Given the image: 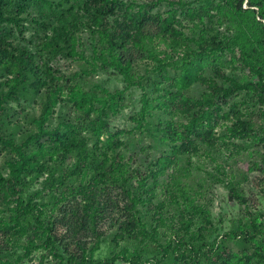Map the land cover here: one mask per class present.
<instances>
[{
    "label": "rangeland",
    "instance_id": "1",
    "mask_svg": "<svg viewBox=\"0 0 264 264\" xmlns=\"http://www.w3.org/2000/svg\"><path fill=\"white\" fill-rule=\"evenodd\" d=\"M50 1L58 17L105 13L104 22L113 17L108 9L118 6L145 36L131 46L137 62L122 72L108 60L106 38L97 33L94 42L87 24L53 41L51 19L47 27L35 21L50 17L44 14L48 5L32 3L23 33L4 26L0 50L8 57L12 48H24L28 59L21 70L12 63L0 70V173L8 176L16 157L7 144L30 153L25 145L38 131V119L47 116L46 125L70 123L90 148L110 139L126 154L128 180L102 177L96 183L91 176L65 174L75 156L64 164L56 155L39 156L22 174V196L30 206L25 221H11L17 199L0 187V264H264V101L254 92L264 77V0H242L241 8V0ZM201 38L220 45L209 48L203 61L193 52ZM186 68L193 72L189 78L180 75ZM217 68L232 83L215 81L233 89L213 113L211 131L202 117L193 139L210 137L218 144L200 141L189 165L184 129ZM95 118L112 134L95 135ZM238 119L250 123L248 134L228 132ZM104 157L102 175L109 162ZM157 168L159 174L142 180ZM144 191L150 199L140 198ZM48 226L53 246L46 245ZM216 253L219 260L212 262L209 255Z\"/></svg>",
    "mask_w": 264,
    "mask_h": 264
},
{
    "label": "trees",
    "instance_id": "2",
    "mask_svg": "<svg viewBox=\"0 0 264 264\" xmlns=\"http://www.w3.org/2000/svg\"><path fill=\"white\" fill-rule=\"evenodd\" d=\"M32 3L42 4L43 6H50L49 9L44 11V14L46 16H50L49 18L47 17L48 20L44 19L43 15L41 14L42 17L40 19H35V21L38 27H47L48 21L49 19H51L50 24H52V27L50 29H52L51 32L53 41L57 42L59 40V37H61L64 32H69L72 29H78L81 24H87L91 34L90 37L93 41V37L97 33L100 34V37H104L108 41L109 44L107 43V49H110L108 60L110 62H114L116 70L122 72L129 71L132 68L133 64L137 62V60L134 59L133 55L130 53L131 46L133 42H136L135 45L140 44L143 41L145 34L142 30H135L131 27V25H129V20L125 15L128 10L122 12L118 6H113L108 9V12L111 13L108 14L109 17H111L112 15L113 17L108 19L109 22H104L105 16L103 15L105 13H102L100 15H92V17L90 18L84 19H75L74 17H67L65 15H61L60 17H58L59 14L57 11H55L56 9L52 7V2L50 0H0V34L4 26L7 25H11L14 29L23 33L27 28L25 24L31 18L30 13H28L27 16L25 15L27 14L28 9L31 7ZM238 4V6L241 8L242 0L239 1ZM55 17L58 18L56 19V21H53L52 18ZM67 22L70 23L68 24ZM98 22L102 24V26H98ZM260 38L264 40V29L262 33H260ZM96 40L98 41V38ZM100 43L101 42L98 41V44ZM110 45L116 46V53L113 52L114 48H111ZM49 46L54 47L53 43H51ZM219 47L220 45H218V43H216L214 39L208 40L206 38H201L197 41L196 48L193 52H197L196 55L201 56L200 61H203V55L207 53L209 48H211L212 52H214ZM27 54L28 53L26 49L14 47L9 52V56L7 57L5 56V53L0 50V62H3L0 70L9 69L11 63L14 66H17L19 70H21L26 63V60L28 59ZM189 58H186V60H188ZM189 61H191V59ZM194 62L197 63L198 61ZM213 72L214 75L209 78L208 82L210 88L209 91H206L202 99L197 101L200 105V108L195 113L190 115L191 119L188 120L189 125L184 129V134H187L186 141L188 144L186 145V147L188 152L190 153V155L186 157L189 165H193L194 162L192 156L195 153H198V148L202 147L200 141H202L203 143H207L209 147H214L218 144L216 140L210 137L204 138L203 136H201L199 137L200 141L198 142L193 139L194 135H199L198 126H200V124L197 122L198 119L202 117L205 118L208 121L207 125H209V131H211L213 113H216V110L223 104H225L228 92L233 89V85H230V87L227 88L224 82L219 84L215 81L218 78H224L226 81L228 80L230 83H232V81H230L231 79H229L224 73H222L220 68H217L216 70L214 69ZM182 74H185L184 78H189L193 75V72L191 69L186 68L185 72H182L180 75ZM260 78L261 79H259V83L254 86V92L261 101H264V77L262 76ZM16 89V85L13 86L11 88L10 94H15ZM218 97L223 98L222 100L224 101H222L221 103H217L216 100ZM146 107L147 106L145 105L144 109L141 111V116L144 115ZM111 110L112 108H110V111ZM101 121V119L96 118L90 120V122H93V125L91 127L94 134L100 136V134L104 133L105 131L111 133V131H109L108 125L105 122ZM46 122L47 116H42L40 117V119H38V131L29 137L25 145L28 148L29 146L30 148H33L30 153L27 150L25 151V147L23 145H21L20 147H14L13 141H10L7 144L14 149V151L16 152V157L11 163V171L9 175L5 176L4 174L0 173V187H7L8 189H10L15 199H17L16 211L11 219V221L15 224H20L22 220L25 221L29 215V203L25 204L23 200L24 198L22 196L23 189L21 188V184H23L24 182V175L22 174L25 170H27L28 166L33 167L35 165V162L39 160V156L50 155L53 157L54 155H56L57 158H59L61 164H64L68 157L75 156V158L77 157L75 164H73L71 169H67L65 174L77 173L78 175L83 176V178H85L86 176H91V179L93 181H96V183L102 177L111 182L112 180H128L124 178L123 174V168L127 164L123 163L124 159L126 158V154L120 147L117 146L116 148H114L110 143V139L106 140L104 142V145H102L101 147H96L97 149H93L94 147L90 148L88 139L85 136H83L81 133H74V131H71L70 127H72V125H70V123H59L56 127H54L52 124L46 125ZM160 125H163L161 121L159 123V126ZM87 127L90 126L87 125ZM248 128H250L249 122L238 119L232 127H229L228 132L232 134L245 135L249 133ZM104 156H107L109 162L107 163V166L103 168L104 173L102 175V173H100L98 169L106 162ZM165 158L166 157H164V159ZM158 161L161 163V161H163V157H160ZM92 165L97 166V170L94 171ZM71 170L73 171L70 172ZM160 171L161 170L157 168L156 170L151 171V174L146 173L142 180H151V178L156 174H159ZM73 190H76V188L73 187ZM151 191V188H149L148 192L151 193ZM140 198L150 199V195L147 193V191H144L140 195ZM36 218L40 220L38 216ZM187 227L188 225L184 223L183 228ZM49 228L50 226L46 227V229H43V232L47 235L46 245L53 246L54 241ZM185 233H189V229H186ZM220 255V253H216L209 255V257L212 262H216L219 260ZM70 260V262L73 261V259Z\"/></svg>",
    "mask_w": 264,
    "mask_h": 264
}]
</instances>
